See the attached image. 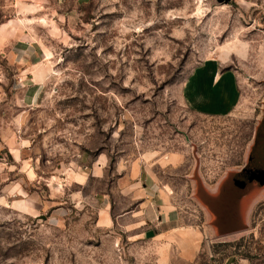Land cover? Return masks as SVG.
<instances>
[{
  "label": "rangeland",
  "instance_id": "374dc122",
  "mask_svg": "<svg viewBox=\"0 0 264 264\" xmlns=\"http://www.w3.org/2000/svg\"><path fill=\"white\" fill-rule=\"evenodd\" d=\"M3 23L0 264H140L147 253L119 219L137 206L134 165L151 163L191 224L207 189L247 164L263 111L264 0H0ZM29 44L50 72L34 99L11 55ZM210 59L236 75L227 116L183 101ZM192 83L212 98L203 75ZM251 191L240 231H203L197 264H264V187Z\"/></svg>",
  "mask_w": 264,
  "mask_h": 264
},
{
  "label": "crops",
  "instance_id": "0c3cea01",
  "mask_svg": "<svg viewBox=\"0 0 264 264\" xmlns=\"http://www.w3.org/2000/svg\"><path fill=\"white\" fill-rule=\"evenodd\" d=\"M3 25L5 23L0 25V29ZM8 42V35L0 30V49ZM14 53L16 55L11 53L13 57L17 56L24 61L20 70L26 73L28 89L31 88V98L34 99L37 89L49 79L50 72L44 59L46 55L41 47L35 52L31 44L19 47ZM202 75L207 80L211 99L201 96L195 88L196 84L192 83L193 78ZM216 90L218 92L215 94ZM182 93L183 101L190 111L216 117L232 113L241 98L235 73L220 69V65L212 59L196 67V71L188 77V86L183 88ZM154 172L151 163L134 165L126 187L128 193L137 200V206L119 216L125 225L130 226L128 232L137 237L131 242L132 248L147 253H137L140 264H197L203 231L211 238H221L240 231L235 209H225L223 205V202L231 201L232 195L227 190L221 194L219 184L207 189L208 199L212 200L210 208L198 204L203 211L202 220L189 224L175 207L174 192L160 182ZM102 222L103 225L114 223L109 210H104Z\"/></svg>",
  "mask_w": 264,
  "mask_h": 264
},
{
  "label": "water",
  "instance_id": "95a60500",
  "mask_svg": "<svg viewBox=\"0 0 264 264\" xmlns=\"http://www.w3.org/2000/svg\"><path fill=\"white\" fill-rule=\"evenodd\" d=\"M216 1L219 4L227 5L231 0ZM255 186L259 188L264 187V101L260 122L258 124L256 132L254 133V140L249 150L247 164L242 168L240 172L235 173V175L227 183H225L223 186H220L219 184L218 187V190L219 192H221V194L225 193V191L227 190L226 192H230V194L232 195L231 201L223 202V205L225 209H235L237 213L236 219L239 223L238 225H241L239 222L240 216H246L247 214L246 208H243L242 204H245L247 202L253 203V197H247L251 195V187ZM249 192L250 194L248 195ZM206 198L208 200V203L204 206L210 208V202L212 200L210 201V199H208L207 192ZM252 203L250 205H252Z\"/></svg>",
  "mask_w": 264,
  "mask_h": 264
}]
</instances>
